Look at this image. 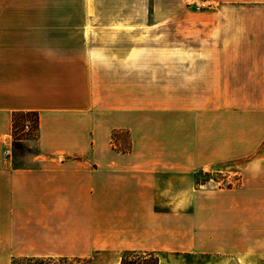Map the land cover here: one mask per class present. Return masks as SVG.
Here are the masks:
<instances>
[{
    "label": "crops",
    "instance_id": "1",
    "mask_svg": "<svg viewBox=\"0 0 264 264\" xmlns=\"http://www.w3.org/2000/svg\"><path fill=\"white\" fill-rule=\"evenodd\" d=\"M125 252L264 264V0H0V264Z\"/></svg>",
    "mask_w": 264,
    "mask_h": 264
},
{
    "label": "rangeland",
    "instance_id": "2",
    "mask_svg": "<svg viewBox=\"0 0 264 264\" xmlns=\"http://www.w3.org/2000/svg\"><path fill=\"white\" fill-rule=\"evenodd\" d=\"M151 10V9H150ZM29 125V130L25 129L26 125ZM119 136L124 141L125 145L129 144V136L126 133H121ZM14 142H13V158L17 161L19 166L33 165L32 161L40 153L38 149V131H37V118L34 115H28L25 117H18L16 119V127L14 129ZM23 140V141H21ZM245 161L228 165L239 170L244 165ZM227 167V166H226ZM225 168V167H224ZM222 176L220 174H212L209 172L201 173L198 175V183L208 181L210 179L218 180ZM222 186H228L227 182L222 181ZM123 254H110L103 253L96 255L90 259H37L26 260L19 259L15 264H122ZM140 264H212L213 261H217L216 258L196 255H164V254H150V253H138ZM135 260V258H131ZM138 259V258H137Z\"/></svg>",
    "mask_w": 264,
    "mask_h": 264
},
{
    "label": "trees",
    "instance_id": "3",
    "mask_svg": "<svg viewBox=\"0 0 264 264\" xmlns=\"http://www.w3.org/2000/svg\"><path fill=\"white\" fill-rule=\"evenodd\" d=\"M28 115H34V116H36V118H37V131H38V116H37V114H34V113H20V114L15 115V117H14V123H13L14 124V129L16 127V119L18 117H20V116L25 117V116H28ZM122 150L127 152V151L130 150V146H126ZM124 254L125 255L122 258V264H140L141 263L140 262V259L141 258L138 257L139 255H137L138 254L137 252H125ZM131 258H135V260H133ZM17 260H19V259H16L13 264H15V262ZM26 260H37V259L36 258H27Z\"/></svg>",
    "mask_w": 264,
    "mask_h": 264
},
{
    "label": "built area",
    "instance_id": "4",
    "mask_svg": "<svg viewBox=\"0 0 264 264\" xmlns=\"http://www.w3.org/2000/svg\"><path fill=\"white\" fill-rule=\"evenodd\" d=\"M187 5L196 12H204L213 8L215 0H185ZM26 130H29V125L25 126Z\"/></svg>",
    "mask_w": 264,
    "mask_h": 264
}]
</instances>
